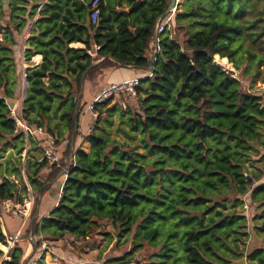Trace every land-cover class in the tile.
<instances>
[{
  "label": "trees",
  "instance_id": "trees-1",
  "mask_svg": "<svg viewBox=\"0 0 264 264\" xmlns=\"http://www.w3.org/2000/svg\"><path fill=\"white\" fill-rule=\"evenodd\" d=\"M29 1L13 0L11 10L24 15ZM137 1L99 0L95 24L92 0H47L40 11L25 57L39 54L42 61L25 72L22 115L30 127L54 136L57 146L67 144L42 182L40 171L48 164L31 142L25 171L35 192L64 169L67 177L56 207L40 221L33 211L27 232L41 238L36 248L65 235L87 243L106 222V247L128 238L145 242L158 248L149 264H264V92L242 87L243 77L252 87L264 74V0H184L158 34L148 76L133 94H120L129 101L110 105L109 98L94 105L95 121L82 137L89 151L73 146L79 135L75 117L79 123L85 105L83 74L90 79L107 67L151 65L154 23L170 0H140L132 8ZM37 8L31 6L29 16ZM71 43L84 48L70 49ZM13 45L7 35L0 41V159L9 152L6 176L20 174L24 146L6 103L18 78ZM219 63L231 64L238 78ZM113 114L115 134L123 139L110 135ZM0 179V208L6 200L22 203L25 187ZM244 205L254 210L252 227ZM0 244L6 246L1 231ZM2 256L0 250L1 264H22L23 250L15 243L9 259L2 262ZM42 258L37 264H44Z\"/></svg>",
  "mask_w": 264,
  "mask_h": 264
},
{
  "label": "crops",
  "instance_id": "crops-1",
  "mask_svg": "<svg viewBox=\"0 0 264 264\" xmlns=\"http://www.w3.org/2000/svg\"><path fill=\"white\" fill-rule=\"evenodd\" d=\"M12 1L13 0H0V41L4 42L5 35H7L8 38H12V40L14 41L12 50L14 52V60L16 64V73L18 78L14 90V98L10 100L9 99L6 100V103L8 104V107L12 106L11 109L16 114L22 115L23 98L26 89L25 72L28 69L38 66L42 61V56L39 54H33L27 58L25 57V50L28 49V45L26 42L29 37L33 36L32 30L34 24L37 21V19L40 17L39 16L40 11L43 5L47 3V0H39L37 2L36 0H33L32 2L28 0L29 2L26 6V12L24 15H20V16L18 15L20 14L19 13L20 9H15V11L11 10ZM179 1L184 2V0H177L178 5L176 9L179 8ZM36 5L38 6V8L33 12L31 16H29L30 7ZM125 11H128V9L126 8ZM155 46H156L155 44L153 46V43L149 45L150 56L153 52L156 53ZM68 47L70 49H82L84 48V45L81 43H71L69 44ZM93 48L94 51L98 49L97 46H94ZM87 53L89 55L91 54L89 51ZM102 60L103 58H100L93 64L95 65L101 62ZM147 76H148V70L118 66V67H107L95 73L90 79H84V85L83 87H81L80 95H82V99H81L82 104H85L83 107V113H86V117L81 118L80 115L79 123H78L79 135H77L76 140L74 141L75 145H73L75 149H80L86 153L90 149V144L87 141H82V137L90 132L93 126L92 123H94L95 121V117L93 116V114H90L89 111L87 110V107L89 106V104L93 102L95 97L98 96V94L110 84H118L133 79L140 80V79H144ZM1 96L2 94L0 91V98ZM91 115L93 116V118L91 117ZM16 130L19 133L23 134L21 127L17 126ZM63 144L65 146L67 142L64 141ZM30 145H31V141L29 140L24 141V146L21 153V156L23 157H21L22 159H21L20 174L10 175V176H15V178L18 181L17 184H20L22 187H25V183H28L30 191L28 190L26 191V198L29 199L30 197H32L33 204L28 206L27 209L24 211V213L20 212L17 214L1 206L0 231L2 235L5 237V241H6V246L0 244V246L6 249L5 251L0 249L2 254L5 255L4 259L3 258H2L3 260L1 259L2 262L9 259L8 257L9 251L15 243H17L23 250V256L21 259L22 264L28 261L29 259L39 255L41 245L36 248L34 244L35 242L40 241L41 238L32 237V233L27 232L28 228H30L31 226L30 215L34 211V217H37V221H40L44 217H48L49 213L56 207L61 194L60 189H61V185L63 184V180L59 175L53 180L45 183L43 188L40 189L38 192L32 190V186L30 185L27 173L25 171V161L28 158L27 153L30 151ZM62 146L60 145L58 146V150L60 154H62V152L64 151L61 150ZM39 152H40V156H42L41 150H39ZM8 153H9L8 151L5 153V155H7V158L4 156L2 159H0V161H2L0 162V164H2V166L0 165V178L9 177L6 176V172L4 171L5 167L3 165L4 160L8 159ZM49 173H50V169L47 167L43 168L40 171V178L42 182L45 180L46 175H48ZM56 182L60 185V187L57 189L56 188L52 189L53 188L52 186H54L53 183ZM48 248L50 253L46 254L42 258L44 264H60L59 261L62 260L61 255H63V257L66 258V256L63 253H61L60 250L62 249H60L59 247L54 248L49 246ZM68 256H72V257H70V260L66 262L67 264H89L88 261L86 262L84 261V263H82V260L76 255H68ZM54 258H56V261L53 260Z\"/></svg>",
  "mask_w": 264,
  "mask_h": 264
},
{
  "label": "rangeland",
  "instance_id": "rangeland-1",
  "mask_svg": "<svg viewBox=\"0 0 264 264\" xmlns=\"http://www.w3.org/2000/svg\"><path fill=\"white\" fill-rule=\"evenodd\" d=\"M183 2L179 1V8L182 6ZM174 13H172L173 15ZM172 31V28H171ZM179 35V37L181 38V33L180 34H176L175 31H173V36ZM215 63V62H214ZM218 65L220 66H224L225 68H227L228 72H231V77L233 78H238L239 76V72L234 70L232 68V65H227L225 63H219ZM263 69V68H262ZM252 69H250L251 71ZM264 74L261 73L259 75V77L257 78V80L255 81V83L253 84V86L251 87V83H250V78L249 77H243L242 79V87L243 90L248 91V92H252L255 94H261L264 92ZM112 98V102L111 104H116L119 101H123L125 103L126 101H129L126 95H118V96H114L111 97ZM132 102V101H131ZM123 103V106H124ZM105 110V109H104ZM103 110V111H104ZM90 113V112H89ZM91 114V113H90ZM104 113L101 114V116H103ZM86 117V113H83V111L81 112V118ZM91 117L93 118V116L91 115ZM112 121H113V126L110 129V135L113 136H117L119 139H123V136L119 133L115 134V129H116V125H117V116L115 114L112 115ZM93 125V123H92ZM64 140H61L59 142V145L62 146L61 150L65 149L64 146ZM64 147V149H63ZM36 150V149H34ZM139 152L142 153L141 150H139ZM34 154L37 157H41L40 156V152L39 149L34 151ZM7 158V155H4ZM23 157V156H21ZM20 157V159H22ZM15 158H17L15 156ZM2 162V161H0ZM258 166H261L263 168V161L261 160L260 162H258L257 164ZM50 167L49 165H47V168ZM54 186H52V189H57L60 187V185L56 182L53 183ZM31 185V184H30ZM32 190H34V188H32ZM35 191V190H34ZM243 210L247 211L246 215H247V224L248 226L252 227L254 225V222H251V214L254 213V210L251 208L246 207L245 205L243 206ZM258 222V220L256 221ZM109 225L106 224V222L101 223V227L97 228L95 230V232L93 233V235L88 239L87 243H81V242H77L75 241V239L72 236H63L60 241L56 240V241H46L48 246L50 247H56V248H60L62 250L61 253H63L65 257H63V255H61V259L59 262L60 264H67L66 262L70 260V257L72 256H68V255H76L78 256L81 260L82 263H84V261H88L89 264H117L114 262V259H120L123 258L122 261L120 262H132L133 264H149V258L151 256H153L154 254L157 253L158 248H154L150 245H148L147 243H139V244H133L131 241V238H128L126 241H124V239H122L121 241L117 242V240L113 241V245L106 247V244L108 243V237L104 236V232H106V229H109L108 227ZM136 240V239H135ZM58 241V242H57ZM139 245V247H138ZM60 253V254H61ZM99 254H101V259L99 261H96V258L99 256ZM5 255L2 256V258L4 259ZM65 258V259H63ZM2 259V260H3ZM43 260V259H42ZM118 263V264H125V263ZM152 262H154L153 264H157L155 260H153Z\"/></svg>",
  "mask_w": 264,
  "mask_h": 264
},
{
  "label": "built area",
  "instance_id": "built-area-1",
  "mask_svg": "<svg viewBox=\"0 0 264 264\" xmlns=\"http://www.w3.org/2000/svg\"><path fill=\"white\" fill-rule=\"evenodd\" d=\"M98 5H99V0H92L91 5H90L91 7L90 21L92 24H95L98 20V14H99ZM169 20L170 18L167 19L162 25L158 26L157 34H160L164 30L165 26L169 25ZM138 81L139 80L133 79V80L124 81L118 84L108 85L98 94V96L95 97L93 102L89 104V106L87 107V110L91 114H93V116L95 117L96 114L93 111L94 105L102 104L109 98L118 96L120 94H127V95L133 94L134 89L138 86ZM10 117L14 121L16 127L17 126L21 127L22 132H23L24 141L29 140L31 142H35L39 146L41 150L42 158L46 161V163L49 166H58L61 160V154L58 150V146L56 145V138L52 135H49L41 127H33V128L30 127L27 123H25L26 121L24 120L22 115L16 114L12 109H10ZM60 175H61L60 177L62 178L63 184H64V181L66 180V177H67L66 170L64 169ZM5 178H7L9 181H12L15 184L18 183L15 176H9ZM262 179H264V170L262 172ZM63 184L61 185V189L63 187ZM25 189L26 191L27 190L30 191L28 183H25ZM61 189H60V192H61ZM32 204H33V199L32 197H30L29 199L25 198L22 203H13L9 200H6L1 203V206L17 214L20 212L24 213L27 207ZM48 247L49 246L47 242L42 240L39 255L35 258L29 259L23 264H37L40 256L44 257L46 254L50 253ZM53 260L56 261V258H54ZM125 264H133V263L129 262Z\"/></svg>",
  "mask_w": 264,
  "mask_h": 264
},
{
  "label": "water",
  "instance_id": "water-1",
  "mask_svg": "<svg viewBox=\"0 0 264 264\" xmlns=\"http://www.w3.org/2000/svg\"><path fill=\"white\" fill-rule=\"evenodd\" d=\"M141 3V1L140 0H138L133 6H132V8H134V7H136L137 5H139ZM177 5H178V3H177V0H170V3H169V5H168V7H167V9L155 20V23H154V42H152L153 43V46H154V44H155V41L157 40V38H158V34H157V28H158V26L159 25H162L167 19H169L170 17H171V15H172V13H174V11L176 10V7H177ZM138 31H139V29L137 28L136 29V33H138ZM151 44V43H150ZM154 49V48H153ZM155 49H156V46H155ZM154 56H155V52H153L152 54H151V56H150V58H151V65H150V67L147 69L148 71H150L151 70V68H152V62H153V60H154ZM94 66V64H92L88 69H90V68H92ZM87 69V70H88ZM83 80H82V84H81V87H83V85H84V77H85V73L83 74ZM12 108V106H9V109H11ZM77 127H78V118H77V116L75 117V129H77ZM59 176H61V175H59ZM235 264H245V260L244 259H242V260H240L239 262H237V263H235Z\"/></svg>",
  "mask_w": 264,
  "mask_h": 264
}]
</instances>
